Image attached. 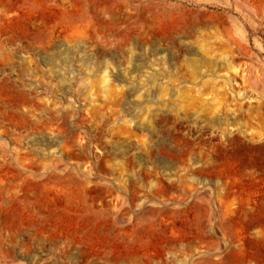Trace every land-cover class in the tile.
<instances>
[{"label": "rangeland", "instance_id": "1", "mask_svg": "<svg viewBox=\"0 0 264 264\" xmlns=\"http://www.w3.org/2000/svg\"><path fill=\"white\" fill-rule=\"evenodd\" d=\"M0 264H264V0H0Z\"/></svg>", "mask_w": 264, "mask_h": 264}]
</instances>
